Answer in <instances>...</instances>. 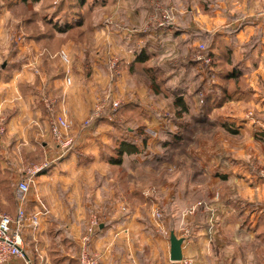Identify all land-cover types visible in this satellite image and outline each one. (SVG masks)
Masks as SVG:
<instances>
[{
	"label": "rangeland",
	"instance_id": "obj_1",
	"mask_svg": "<svg viewBox=\"0 0 264 264\" xmlns=\"http://www.w3.org/2000/svg\"><path fill=\"white\" fill-rule=\"evenodd\" d=\"M222 1L224 4L218 5ZM236 1L0 0V79L14 81L17 75L14 82L29 85L27 90L19 87L21 97L27 93L32 97L29 107L19 95L15 99L13 92L12 96L7 91L11 100L0 117V211L14 216L18 201L13 200L12 192L16 200V185L24 179L68 181L48 187L53 189L48 194L52 209L62 212L58 220L62 232L46 231L48 249L75 244L68 234L74 219L68 215L76 210L95 212L98 216L138 212L143 213L139 215L140 222H149L148 215L160 221L162 230L159 228L157 235L164 260L170 231L183 233L185 225L200 224V215L193 221L202 211L198 203L208 201L211 195L209 189L198 188L195 182L202 179L201 173L193 180L195 170L190 165L195 162L201 166L203 143L216 141L210 138L214 130L195 123L211 112L206 96L209 95L214 107L230 98L228 94L232 92L226 91L223 96L222 89H232L214 75L239 74L240 79L234 76L232 82L240 89V96L255 98L249 84L252 80L258 98L264 97V0ZM111 2L116 3L110 8ZM218 13L225 18V24L243 18L259 23L250 29L253 32L249 39L241 42L235 40V33L242 29L241 22L225 27L216 20L205 34L203 29L197 34L191 32L192 20L201 24V17L215 20ZM170 27L180 36L176 45L166 48L162 58L139 61L151 49L146 42L148 34ZM199 58H208L209 63ZM241 81L244 84L237 86ZM177 96H181L186 110L174 103ZM77 103L85 106L80 117L75 114ZM248 106L231 105L224 114L239 119L264 115V111ZM26 107L29 113L20 122H8L11 115ZM149 115L156 120L143 122L142 116ZM56 118L68 125L59 129L61 139L52 133ZM158 121V126L154 125ZM103 130L109 137L100 141L103 147L99 146L96 156L80 153L75 156L72 169L63 171L57 167L67 160L66 154L77 150L82 137H93L97 142ZM226 135L225 144L232 137ZM263 136L233 138L240 144L251 142L254 148L263 150ZM66 139L72 145L63 155L60 144ZM123 142L134 144L137 152L118 156L117 150ZM214 153H217L215 149ZM248 162L256 173L255 181L261 180L260 184L264 185L261 174L264 166ZM193 186L197 187L194 191ZM172 213L178 214L176 221L169 220ZM180 213L192 218L185 222ZM93 222L97 229L98 220H91L90 226ZM243 222L242 228L249 229L251 223ZM30 229L21 234L22 249L35 236ZM224 237L218 245L213 238L208 241L209 264H263L262 238L249 242L245 235ZM232 238L240 244H234ZM88 240L87 231L81 232V243L88 244ZM233 246L239 249L235 257L224 249L232 250Z\"/></svg>",
	"mask_w": 264,
	"mask_h": 264
},
{
	"label": "crops",
	"instance_id": "obj_2",
	"mask_svg": "<svg viewBox=\"0 0 264 264\" xmlns=\"http://www.w3.org/2000/svg\"><path fill=\"white\" fill-rule=\"evenodd\" d=\"M240 1L243 2V0ZM224 2L225 1L219 2L218 5H223ZM234 2L238 1L234 0ZM115 3L116 2L109 3L111 4L110 8L113 7ZM215 17V20H211L212 18L205 20L201 17V24H198L196 20L195 22L192 20L189 24L191 32L193 31L196 33L199 32V29H203L202 33L204 31L205 34L210 24L216 20L220 21L219 23H222L225 27L230 26L232 23L241 22L240 25H242V29H239L238 32L235 33V40L237 39L241 42L249 39L253 32V30L250 29L252 26L259 23L258 20L243 18L239 20V22L229 21L228 24H225V18L219 15V13L216 14ZM155 30L156 31H153L154 33L148 34L149 38L146 42L151 49H148L149 52H144V55L141 56L144 58V61L152 60L157 56L162 58L166 48L173 47L178 40H180V36L177 34L175 35L173 27L167 30ZM126 35L129 37L128 33ZM142 36L144 37L145 35L143 34ZM192 39H189L191 43L193 42ZM219 39L220 37L217 40ZM11 73L12 71L9 74L10 78ZM105 73L104 71V74ZM16 76L17 75H14V81L17 78ZM237 76L239 78V74H237ZM214 77H216L217 81L224 83L229 89H232H222L221 94L224 96L223 92L232 91V97L228 99L225 98L219 105L211 107V112L208 113V115H204L195 121V123H200L214 130L215 132L213 131L214 133L210 138H214L216 141L206 140V142L203 143V149L200 155V162L202 161L203 164L201 162V166L199 165L200 168L195 162L190 165L191 168L195 170V172L192 173L193 180L197 177L196 175L198 173H201L200 177L202 179H197L195 182L199 184L198 188L203 186V189H209L211 195L208 197V201L202 200L200 203L197 202L201 206L200 209L202 211H200V214H192L195 215L193 221L200 215V224L197 223L194 227H188V224L185 225L183 233H179L176 230L170 231V233H174L176 238H181L183 240L181 244L182 260L189 264H209L211 258L208 254L207 243L212 238L217 245L221 242L220 238L225 239L224 236H229L230 234H232V236L235 234L239 236L245 235L249 242L258 238L264 240V185L260 184L262 182L261 180L257 182L256 173L254 174V170H251L249 166V164L252 163L248 162L252 161L255 165L264 166V149L262 150L261 147H257V150L251 142V144L247 143L246 145L240 144L233 138V136L237 135L244 138L246 137L247 139H253L254 136L262 137L264 135V115L257 119H247L245 117L244 119H239L235 115L224 114L228 106L231 105L239 108L251 105L248 107H256L258 111H264V97L258 98V89L252 80H249V84L253 87L252 91L254 92L253 96L255 98H246L238 94L240 89H237L234 82H232L235 79L232 78V76H222L218 73L214 75ZM14 81L10 80L6 82L0 79V117L2 116V110L7 105L6 103H9L11 100L7 91H10V94L13 92L15 99H17L19 95L20 99L26 101V106H31L32 97H30V94L27 93L21 97L18 92L19 87L27 90L29 85L23 86V84H18ZM242 84H244L243 81L236 85L240 87ZM11 87L13 88L12 90H10ZM75 89L76 88H74V90ZM241 91H244V89ZM45 96L47 99V95L44 93L43 97ZM75 105L78 107V112L75 110V114L79 117L82 116L85 113V106L79 103ZM132 108L134 109V106ZM220 109H222V112H219ZM28 113L27 107L24 111L19 110L18 113L16 112V114L10 116L12 120L9 119L8 122L10 124H16L21 121L23 115ZM240 113L241 116L244 115L243 112ZM142 120L147 123V120L154 122L156 119L149 115L148 118L142 116ZM156 123L158 126L160 121L155 122L154 125H156ZM226 131L232 137H230L229 141L225 144L223 139L228 137ZM108 137L109 135H107L106 130L100 132V138L98 137L99 140L97 138V142L93 141V137H82L83 141L80 144L77 143L79 146L78 148L76 147L77 150H74L70 154H66L65 157L69 155V157H66L67 160L57 164V167H61L63 171L72 169L71 166L74 165L75 156L80 153H90L93 157L96 156L99 146L103 147L100 141H106ZM213 148L217 151L216 154ZM157 151V149L153 150L154 156L157 155ZM122 154L125 155L126 153ZM76 168L80 169L78 165ZM144 169H147V167ZM3 171L4 170H1L2 173H4ZM38 179L35 178L29 181V191L24 198V205L27 211H38L41 214L40 223L35 229L29 230L35 234V236L30 237V245L22 249L23 255L12 259L10 264H79L76 259L78 255L76 252L80 250V236L83 231H87L89 234L88 254L89 257L94 260V264H183L182 261H170L169 244L166 249V258L164 260L161 258V242H159L160 239L157 235L158 229L160 228L162 230L160 221H154L153 218L148 215L149 222H140L139 215H143V213L138 212H128L124 214L104 213V216H98L95 212H81L80 210H76L68 215L70 217L72 216L74 219L73 225L68 227V231H70L68 234L69 236L72 235L71 237H73L75 244H61L59 248L54 245L52 250L48 249L45 240L48 239L46 231H55V234H60V232H62V223L58 221L59 219L61 220L62 212L52 209L51 202H49L50 196L48 198V194H50L53 189L48 187L54 186L53 183H67L68 181ZM255 179L257 180L255 181ZM196 188V186H193V191ZM215 194L216 196H214ZM12 197L16 202L17 199L15 200L14 192H12ZM52 200L51 198V201ZM170 215H172V218H169V220H177V213H172ZM179 215L180 218L185 219V222L192 218V216L184 217L182 213ZM142 218L146 219L143 216ZM86 219L89 220L88 226ZM91 220H98L97 229L94 228L95 226H90ZM243 221L251 223L249 229L242 228L241 225ZM149 230L151 232H149ZM261 233L262 236H259ZM232 242L236 245L240 244L239 241L233 238ZM223 244L224 243H221V245ZM67 249L69 252H73V254H69ZM224 249L226 251H231L234 257L238 254L239 250L237 247L234 248V246L232 250L230 248ZM225 260L228 261L229 258H225ZM237 262L239 263L238 260ZM262 263L264 264V261H262Z\"/></svg>",
	"mask_w": 264,
	"mask_h": 264
},
{
	"label": "built area",
	"instance_id": "obj_3",
	"mask_svg": "<svg viewBox=\"0 0 264 264\" xmlns=\"http://www.w3.org/2000/svg\"><path fill=\"white\" fill-rule=\"evenodd\" d=\"M200 60L205 64L209 63L208 58ZM54 122H56L57 125L52 129V133L56 138L61 139L63 137L59 129H66L68 125L61 118H56ZM70 145H72V142L68 139L61 142L60 147L63 155L67 153ZM261 174L264 175V172ZM15 191L18 207L14 216H9L0 211V264H10L12 259L23 255L22 232H25L29 228L35 229L40 223L41 214L38 211H27L24 205V198L29 191V180L24 179L19 182L16 185ZM95 225V222H93L92 226ZM77 261L79 264H94V260L91 259L88 254V244L85 242H82L80 245ZM181 261L185 264L183 260Z\"/></svg>",
	"mask_w": 264,
	"mask_h": 264
},
{
	"label": "trees",
	"instance_id": "obj_4",
	"mask_svg": "<svg viewBox=\"0 0 264 264\" xmlns=\"http://www.w3.org/2000/svg\"><path fill=\"white\" fill-rule=\"evenodd\" d=\"M138 60L139 61H144V58H142V57H140V58H138ZM232 75V74H231ZM234 76H237V74H233L232 75V78H234ZM179 91V90H178ZM226 93V91L225 92H223V94H225ZM228 96L229 97H231L232 95L229 93L228 94ZM205 100L206 101H208V103H210V104H208V106L207 107H209V108H211V104H212V100H211V98L209 97V95H207L206 96V98H205ZM174 103H176L177 105H181V107L184 109V110H186V106H185V104H184V102H183V100H182V98H181V96H177V98H176V100H175V102ZM208 108V109H209ZM201 115V114H200ZM205 114H203L202 116H204ZM131 143H125V142H123V143H121L119 146V149L117 150L118 151V156H121L122 155V153H130L131 151H133V152H137V147L134 145V144H131ZM132 153V152H131ZM113 164H117L118 162H112Z\"/></svg>",
	"mask_w": 264,
	"mask_h": 264
},
{
	"label": "water",
	"instance_id": "obj_5",
	"mask_svg": "<svg viewBox=\"0 0 264 264\" xmlns=\"http://www.w3.org/2000/svg\"><path fill=\"white\" fill-rule=\"evenodd\" d=\"M169 259L172 262H179L182 260L181 244L183 240L176 238L173 232L169 235Z\"/></svg>",
	"mask_w": 264,
	"mask_h": 264
}]
</instances>
